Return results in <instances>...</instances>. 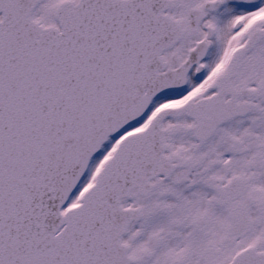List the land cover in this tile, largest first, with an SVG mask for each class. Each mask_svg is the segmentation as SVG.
Listing matches in <instances>:
<instances>
[{
    "label": "snow or ice",
    "instance_id": "obj_1",
    "mask_svg": "<svg viewBox=\"0 0 264 264\" xmlns=\"http://www.w3.org/2000/svg\"><path fill=\"white\" fill-rule=\"evenodd\" d=\"M0 264H264V0H0Z\"/></svg>",
    "mask_w": 264,
    "mask_h": 264
}]
</instances>
